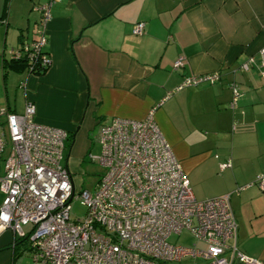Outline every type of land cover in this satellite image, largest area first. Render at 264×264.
I'll return each mask as SVG.
<instances>
[{"label":"crops","instance_id":"0c3cea01","mask_svg":"<svg viewBox=\"0 0 264 264\" xmlns=\"http://www.w3.org/2000/svg\"><path fill=\"white\" fill-rule=\"evenodd\" d=\"M39 1L0 0V108L19 113L29 101L36 121L65 130L68 170L88 153L90 128L142 119L156 107L194 197L230 193L264 174V79L240 68L264 46V0H60L46 26L50 65L29 74L23 61L10 66L5 52L35 37ZM137 22L144 31L133 35ZM179 56L183 66L174 69ZM213 71L216 83L173 91L185 76ZM9 72L26 82L19 97L10 95ZM231 83L240 92L234 108ZM230 205L237 248L264 264V191L254 184L232 192ZM25 240L1 231L0 264H19Z\"/></svg>","mask_w":264,"mask_h":264},{"label":"built area","instance_id":"2783aa9c","mask_svg":"<svg viewBox=\"0 0 264 264\" xmlns=\"http://www.w3.org/2000/svg\"><path fill=\"white\" fill-rule=\"evenodd\" d=\"M59 1L35 4V37L8 51V60L23 61L29 74L50 65L44 50L46 26ZM143 31V22L131 28L133 35ZM182 66L179 56L173 68ZM250 67L264 79V46L240 65L243 70ZM219 78L218 71L185 76L173 91L214 84ZM20 85L25 89L26 82ZM230 89L229 105L234 108L240 92L235 83ZM155 109L142 119L114 117L98 126L95 140L101 151L91 160L104 166L105 173L93 192H76L71 173L62 165L66 131L36 121L29 101L19 113L0 108V232L9 230L28 240L33 264H180L184 259L193 260L191 264H262L237 248L230 196L254 184L264 191V174L230 193L196 200L155 121ZM230 166L227 160L219 171ZM73 198L86 208L82 219L70 218ZM24 226L31 228L27 232ZM182 230L202 246L167 242L170 234Z\"/></svg>","mask_w":264,"mask_h":264},{"label":"rangeland","instance_id":"374dc122","mask_svg":"<svg viewBox=\"0 0 264 264\" xmlns=\"http://www.w3.org/2000/svg\"><path fill=\"white\" fill-rule=\"evenodd\" d=\"M6 23H3V28ZM1 28L2 37L0 40V43L2 44L3 35H4V29ZM11 47H7V50ZM17 48V47H12ZM2 48L0 46V54ZM5 56L9 58L8 54L5 52ZM26 74V72H25ZM24 74V75H25ZM35 74V73H33ZM22 77V74L16 73V72H9V77L7 79L8 82V89L10 92V95L17 94L19 97V94L22 92V86L20 85L23 83V81H19V79ZM0 81H1V70H0ZM88 139H89V146H88V153L85 152L81 158L77 166L75 165V169H72L71 167L69 172H72V178L75 184V190L76 192L80 191L81 189L87 190L90 192H93L96 189V186L102 176L105 173V167L102 166L100 163L92 161L91 156H96L100 153V144L95 140V134H96V127H92L87 131ZM67 154V150L64 152V157L62 160V165L65 163V157ZM196 200H200L197 196H195ZM70 218L72 220H78L82 219L85 215L86 208L85 206L80 202V199L73 198L70 201ZM24 230L27 232L30 230V226H24ZM167 242L173 245H181L190 247L193 246V244L197 243V240L194 238L193 235L190 234L187 230H182L180 233H173L170 234L167 238ZM198 246H202L201 242L197 243ZM28 240H25L23 242V245L20 246V253H19V264H33L32 257L30 250H28ZM193 260L190 259H184L180 262V264H191ZM201 264H204V261H199Z\"/></svg>","mask_w":264,"mask_h":264},{"label":"trees","instance_id":"16d2710c","mask_svg":"<svg viewBox=\"0 0 264 264\" xmlns=\"http://www.w3.org/2000/svg\"><path fill=\"white\" fill-rule=\"evenodd\" d=\"M7 61L10 66H13V65L18 66L22 62V61H12V60H7ZM22 64L24 65V63ZM45 70L46 69H43L42 71H36L35 74H43Z\"/></svg>","mask_w":264,"mask_h":264},{"label":"water","instance_id":"95a60500","mask_svg":"<svg viewBox=\"0 0 264 264\" xmlns=\"http://www.w3.org/2000/svg\"><path fill=\"white\" fill-rule=\"evenodd\" d=\"M65 166H66V162H65Z\"/></svg>","mask_w":264,"mask_h":264}]
</instances>
